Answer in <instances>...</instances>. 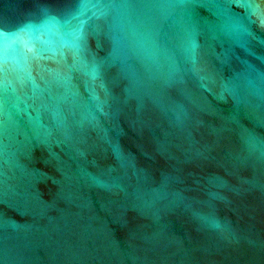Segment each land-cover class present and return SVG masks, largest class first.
<instances>
[{
    "label": "water",
    "instance_id": "95a60500",
    "mask_svg": "<svg viewBox=\"0 0 264 264\" xmlns=\"http://www.w3.org/2000/svg\"><path fill=\"white\" fill-rule=\"evenodd\" d=\"M0 264H264V0H0Z\"/></svg>",
    "mask_w": 264,
    "mask_h": 264
},
{
    "label": "snow or ice",
    "instance_id": "6c2138e0",
    "mask_svg": "<svg viewBox=\"0 0 264 264\" xmlns=\"http://www.w3.org/2000/svg\"><path fill=\"white\" fill-rule=\"evenodd\" d=\"M235 2L243 5L245 10H248V6L252 3V0H235Z\"/></svg>",
    "mask_w": 264,
    "mask_h": 264
}]
</instances>
